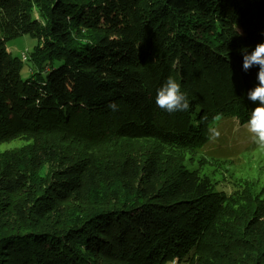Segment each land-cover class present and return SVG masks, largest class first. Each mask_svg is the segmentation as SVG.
<instances>
[{"label":"trees","instance_id":"1","mask_svg":"<svg viewBox=\"0 0 264 264\" xmlns=\"http://www.w3.org/2000/svg\"><path fill=\"white\" fill-rule=\"evenodd\" d=\"M261 42L264 0H0V146L28 143L0 151V264H264V191L160 153L203 149L217 113L246 123L240 50ZM169 77L188 111L156 107Z\"/></svg>","mask_w":264,"mask_h":264},{"label":"rangeland","instance_id":"2","mask_svg":"<svg viewBox=\"0 0 264 264\" xmlns=\"http://www.w3.org/2000/svg\"><path fill=\"white\" fill-rule=\"evenodd\" d=\"M36 44L37 41L29 36L20 37L8 44V51L12 56L21 58L25 63L23 79L30 78L32 74V64L28 60ZM219 130L221 135L218 140L210 141L203 149L195 152L166 149L160 152L148 142L132 144L135 147L132 149L138 153H179L183 166L210 177L219 191L233 196L241 193L246 186L252 185L254 192L261 195L264 191V152L256 149L243 125L235 118H224L219 123ZM27 144L25 140L19 139L1 145L0 151H12ZM173 264L183 263L175 261Z\"/></svg>","mask_w":264,"mask_h":264},{"label":"clouds","instance_id":"3","mask_svg":"<svg viewBox=\"0 0 264 264\" xmlns=\"http://www.w3.org/2000/svg\"><path fill=\"white\" fill-rule=\"evenodd\" d=\"M237 30L239 31L238 27ZM239 35L242 33L239 31ZM242 69L247 72L251 68H258L257 85L247 93L248 99L260 106L253 109L249 119L243 125L248 133L250 141L258 151L264 152V42L258 43L249 52L241 49ZM155 105L168 113L185 112L190 109L187 94L181 91V84L169 77L164 84L157 89ZM112 111L118 110V105L113 102L108 105ZM224 119L223 113H217L213 117V124L208 128V139L215 142L220 138L219 123Z\"/></svg>","mask_w":264,"mask_h":264}]
</instances>
